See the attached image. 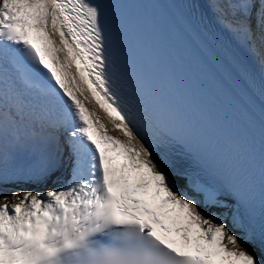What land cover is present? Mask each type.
<instances>
[{"label":"snow or ice","instance_id":"obj_1","mask_svg":"<svg viewBox=\"0 0 264 264\" xmlns=\"http://www.w3.org/2000/svg\"><path fill=\"white\" fill-rule=\"evenodd\" d=\"M124 4L0 0V264H264V119L253 167L233 163L129 43L211 29L264 71V0L151 3L163 25ZM21 181L52 186L3 188Z\"/></svg>","mask_w":264,"mask_h":264},{"label":"rangeland","instance_id":"obj_2","mask_svg":"<svg viewBox=\"0 0 264 264\" xmlns=\"http://www.w3.org/2000/svg\"><path fill=\"white\" fill-rule=\"evenodd\" d=\"M55 39L59 40L58 37H55ZM61 58L63 59V54H61ZM71 71L73 73H75V68L73 67L71 69ZM87 106L89 108H92L94 110H96L99 114V116L101 117L102 120H106V117H105V114L99 110L98 106L95 105V102L94 101H91V98L89 96V102H87ZM115 134V133H114ZM4 189H11V187H14L15 190H26V189H30V188H27L26 186L22 185V183H19V184H15V183H10V184H7L6 186H3ZM12 190V189H11ZM3 196H8L9 197V201H11V194H10V191H7V190H0V197H3ZM0 202H3L2 200H0Z\"/></svg>","mask_w":264,"mask_h":264}]
</instances>
